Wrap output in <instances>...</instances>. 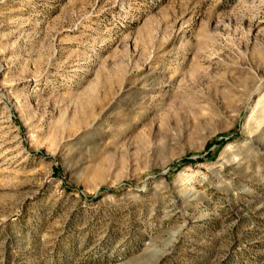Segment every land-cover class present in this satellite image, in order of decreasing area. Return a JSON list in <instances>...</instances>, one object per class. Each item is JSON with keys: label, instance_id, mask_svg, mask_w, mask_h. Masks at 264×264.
<instances>
[{"label": "rangeland", "instance_id": "1", "mask_svg": "<svg viewBox=\"0 0 264 264\" xmlns=\"http://www.w3.org/2000/svg\"><path fill=\"white\" fill-rule=\"evenodd\" d=\"M0 264H264V0H0Z\"/></svg>", "mask_w": 264, "mask_h": 264}]
</instances>
